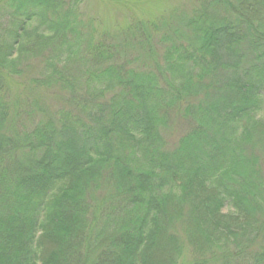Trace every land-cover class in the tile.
I'll return each mask as SVG.
<instances>
[{"label": "trees", "instance_id": "16d2710c", "mask_svg": "<svg viewBox=\"0 0 264 264\" xmlns=\"http://www.w3.org/2000/svg\"><path fill=\"white\" fill-rule=\"evenodd\" d=\"M112 1L0 6V264H264V0Z\"/></svg>", "mask_w": 264, "mask_h": 264}, {"label": "rangeland", "instance_id": "374dc122", "mask_svg": "<svg viewBox=\"0 0 264 264\" xmlns=\"http://www.w3.org/2000/svg\"><path fill=\"white\" fill-rule=\"evenodd\" d=\"M69 0H66V2H68ZM121 3H126L128 4L127 6H132L131 4V0H120ZM183 0L180 1V3ZM177 1L174 2V4H176ZM190 3V2H189ZM188 0L185 2L184 4V8L188 9L189 6ZM191 3L193 4L194 1H191ZM115 2H113L112 0H80V3L77 5L78 7L76 8L74 17L77 20H81V23L84 25V19L87 18H95L97 17V19H99L98 17H101L104 20V27L108 29V31H113V28L115 26V21L119 22L120 24H123V20L122 17L124 15L125 12L129 11L128 7L125 8H120L118 6H114ZM0 6H5V0H0ZM65 6H68V3H65L63 8L59 9V13H65ZM140 14V12H137V15ZM101 15V16H100ZM139 17V16H138ZM29 65H27L28 68V73H30V75H28L29 77L27 78H34V75H36L37 70L40 68L39 67V63L35 62V61H31L28 63ZM22 86H18L19 90L16 89L15 87H13L12 89V97L15 96H23L24 92L26 91V89L28 88V85H26V83H22ZM24 88V89H23ZM59 97L60 100L63 101V97L62 94L59 93ZM29 100H31L30 104H38V103H42L45 104L46 106L49 107H53L55 105V109L59 111L60 107H62L60 105V103L57 100V91L55 90L54 96H53V100L52 98L46 99L43 98L41 96L40 90L38 92H34V94H29V96L27 97ZM54 99H56V101H54ZM20 101L21 97H20ZM33 107V106H32ZM32 107H22L21 111L22 113H24L25 111H28L29 109H32ZM181 133V127L180 125H178L176 127V129H172V136L169 135L168 136V146L171 147L172 144H174L176 142V138H178V135ZM228 212L229 208H225L224 212Z\"/></svg>", "mask_w": 264, "mask_h": 264}]
</instances>
